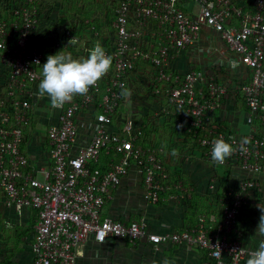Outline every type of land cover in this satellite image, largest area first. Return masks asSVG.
<instances>
[{"label":"built area","instance_id":"built-area-1","mask_svg":"<svg viewBox=\"0 0 264 264\" xmlns=\"http://www.w3.org/2000/svg\"><path fill=\"white\" fill-rule=\"evenodd\" d=\"M11 12L0 19V72L6 75L0 95V207L35 212L29 264H76V248L89 237L96 242L125 240L132 246L145 240L154 250L163 243L180 244L204 251L206 264H246L256 247L242 241L239 222L264 176V129L258 126L264 125V0L248 5L238 0H118L111 47L98 41L113 57L112 67L86 95L56 109L47 95L38 96L42 66L35 62L43 64L47 54L35 40L41 18L37 2L25 0ZM204 28L219 35L230 68L251 70L250 79L239 86L248 108V129L242 136L212 119L228 95L212 71L169 70L171 59L193 47ZM71 38L75 45L68 44ZM50 39V52H71L74 58L87 56L94 45L85 42L78 48L81 35L70 29ZM142 65L152 76V93L167 96L175 108V129L193 135L201 131L196 146L204 158L211 160L213 139L236 141L237 151L218 164L242 173L236 185L220 198V183L211 179L208 188L215 194V206L196 211L194 223L175 230L149 229L144 217L122 220L103 214L110 190L132 168L142 176L147 203L156 204L166 194L190 202L194 195L182 180L169 181L160 148L139 141L142 123L118 114L124 99L120 86L128 88ZM41 102L51 110L45 134L50 164L45 167L36 166L25 149V131ZM83 121L89 125L87 140L79 137ZM242 137L251 141L245 152L238 150ZM102 155L110 159L106 168L99 165Z\"/></svg>","mask_w":264,"mask_h":264},{"label":"crops","instance_id":"crops-1","mask_svg":"<svg viewBox=\"0 0 264 264\" xmlns=\"http://www.w3.org/2000/svg\"><path fill=\"white\" fill-rule=\"evenodd\" d=\"M238 1L245 5L250 4V0ZM41 17L43 21L46 20L44 11L41 13ZM228 61L229 53L225 50L219 35L204 28L200 31L198 40L193 47L171 59L169 70L174 73H184L192 68H204L212 71L216 78L225 84L228 89V95L218 107L215 119L223 127L242 136L246 134L248 129V108L239 91V86L250 79L251 70L245 66L230 68ZM145 71L147 69L142 65L133 77L137 79L139 75L146 76ZM159 99L161 98L159 97ZM40 105H45V102H41ZM166 105V108H163L164 111L167 110L168 112L170 105L168 103ZM44 108L46 111L48 110L46 105ZM45 113L47 115V112ZM79 130V137L82 140H87L90 137L87 122L83 121L79 125ZM168 131L170 132L169 127ZM166 137L169 148L166 153H170L177 142L185 154L202 157V160H195L201 164L196 163L192 168L186 166L180 168L176 165L177 161L175 162L174 159L176 157L173 158V156L165 154V165L170 174L178 170L188 177V184L194 190L192 200L184 202L169 198L166 194L163 200L156 204L147 203L142 197V176L135 168H132L128 176L124 177L118 186L110 190L103 205L104 215L122 220H136L144 217L149 229L154 231L175 230L194 223L196 211L215 206L217 203L215 194H212L208 188L211 179L215 178L219 181L218 189L222 186L228 188L235 186L242 175L238 170L228 166L212 165V162L201 155L197 146L191 140L185 138V134L181 133L177 139L171 137V134L166 135ZM33 146L35 147V145ZM25 149L28 154L32 152L40 154L41 150L40 147L38 150L36 148L30 149L29 137H27ZM48 159L50 164L49 155ZM172 159H174L173 162ZM109 162V157L102 155L99 165L106 168ZM208 193H211L212 198L207 197ZM258 202L264 204V176L260 180V190L250 194L248 206L245 208L239 222L242 241L246 245L256 248L260 239L255 234L260 215L259 209L255 207ZM192 203L197 206L194 213L189 212ZM34 222L35 212L32 209L25 208L18 213L11 207L1 205L0 264L12 262L29 264L31 262L33 257L31 244ZM76 255V264H151L152 261L159 264L164 258H168L174 264H206L204 251L202 250L170 243H163L158 250H154L145 240H141L132 246L125 240L108 238L103 242H96L92 237H89L84 244L76 248Z\"/></svg>","mask_w":264,"mask_h":264},{"label":"clouds","instance_id":"clouds-1","mask_svg":"<svg viewBox=\"0 0 264 264\" xmlns=\"http://www.w3.org/2000/svg\"><path fill=\"white\" fill-rule=\"evenodd\" d=\"M75 45L77 41L71 38L68 44ZM87 56L75 57L71 52L59 50L55 54H49L46 61L41 64L40 80L38 84V96L43 98L47 95L50 99L52 108H62L67 102L72 101L73 97L84 96L90 88L96 87L98 82L105 76L112 67L113 57L107 54L100 42H94L93 47L87 50ZM122 97H130L131 90L126 85L121 84ZM177 127H180L178 125ZM232 139V138H230ZM250 138L242 137L238 144V150L245 152L246 145L250 143ZM232 143L226 142L222 137L215 138L211 142L210 157L215 164H223L226 158L230 157L237 147ZM173 157H179V150L171 149L170 153H165ZM259 171V169H257ZM259 209L260 215L255 234L260 237L258 247L251 251L246 264H264V204L255 205ZM151 264H157L152 261ZM159 264H174L168 258H164Z\"/></svg>","mask_w":264,"mask_h":264},{"label":"rangeland","instance_id":"rangeland-1","mask_svg":"<svg viewBox=\"0 0 264 264\" xmlns=\"http://www.w3.org/2000/svg\"><path fill=\"white\" fill-rule=\"evenodd\" d=\"M102 1L104 0H77L75 3L70 4V7L73 9V6L76 7V5L73 4H78L77 6H79V8H87L88 5L93 2L100 3ZM44 6V12L45 14L47 13L49 17H56L61 8V4L54 5L48 3ZM4 9V5L0 4V15L4 13ZM106 18L107 20H105V23H109L110 20L108 16ZM145 73L146 76H137V79H135L136 81L134 83L131 82L128 86V88L131 90V96L124 97L118 109V114L122 119H133L139 122L146 121L148 123V134H146L148 145H153L161 149L164 164H166L165 153L169 149L166 141V135L168 136L169 134H171V137L177 139L178 135H181L182 132L178 129H175V124H171V120L168 116L167 110L164 111V108H166L167 106L165 98L160 95H155L154 93H152L151 89H149L148 85L152 81V76L147 72ZM239 91L242 95V91L240 89ZM159 97L162 98L159 99ZM44 106L45 105L38 106V108L36 109L37 113H35L36 116L29 126L30 129L28 128L27 130V132L30 133H28L27 136L29 137L30 149L36 148L38 150L39 147L41 148L40 154L34 152L29 154L31 161L38 167H45L49 165L48 153L46 151L47 145H44V143L46 129L50 120L47 118L48 116L45 112H47V114L50 113L51 115V110L48 109L46 111ZM217 111L218 110L216 109L213 112L212 119L214 120H216L215 116L217 114ZM258 126L260 130L264 129V125L258 124ZM168 127L170 132L168 131ZM33 145H35V147ZM173 148L179 150V157L173 158L175 159V162L177 161L176 165L180 168H182L183 166L192 168L194 165H196V163L201 164L200 162L195 161L197 159L202 160L201 156L199 157L196 155L185 154L177 142ZM174 159H172V162L174 161ZM212 165H215V163H212ZM222 188H225V186H222ZM207 197L212 198L211 193H208Z\"/></svg>","mask_w":264,"mask_h":264},{"label":"trees","instance_id":"trees-1","mask_svg":"<svg viewBox=\"0 0 264 264\" xmlns=\"http://www.w3.org/2000/svg\"><path fill=\"white\" fill-rule=\"evenodd\" d=\"M25 0H0V4L4 5L5 9L3 14L0 15V19L8 18L12 15L11 7L18 6L21 3H24ZM77 0H36L37 8L40 13L44 11L43 7L46 4H61L60 12L56 17H49L46 13V20L43 21L42 17L40 18V27L36 31L35 40L40 43V47L44 52L49 55L53 54L51 50V39L56 35H60L65 31V29H70L74 34L81 35V41L78 44V48L81 47L85 42L88 44L100 41L104 43L108 48L111 47L110 41L111 37L114 34V31L111 27V22L115 15V8L118 3V0H104L102 2H93L88 5L87 8L73 6V10L70 7V4L75 3ZM80 16V17H79ZM109 18V23H105L107 17ZM95 32L97 33L95 35ZM137 71V70H136ZM135 77L130 78V83H134L136 80ZM6 75L5 72H0V95L4 94L6 87ZM150 89V85H148ZM156 95V94H155ZM166 103L168 102V97L163 95ZM160 97V98H162ZM170 105V104H169ZM168 116L171 120V124H175L179 117L175 112V108L170 105V110H168ZM142 131L143 135L139 138V141L144 145H148V140L146 134H148V123L142 121ZM185 134V138L191 140L196 145V137L201 133L199 131L197 134L193 135L187 130H180ZM29 132L25 131V134L28 135ZM207 159V158H206ZM209 160V159H208ZM212 162V160H209ZM214 163V162H212ZM182 180L184 184H188L187 177L183 175L180 171H175L171 174L169 181ZM228 188L219 189L218 196L224 198ZM195 206L193 203L189 207V212L194 213ZM206 253L204 252V257L206 258ZM7 264V263H5Z\"/></svg>","mask_w":264,"mask_h":264}]
</instances>
